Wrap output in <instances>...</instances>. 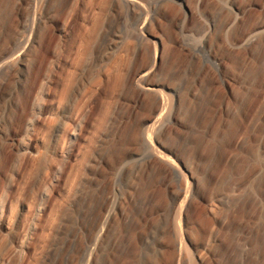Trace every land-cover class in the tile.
I'll list each match as a JSON object with an SVG mask.
<instances>
[{
    "label": "rangeland",
    "instance_id": "1",
    "mask_svg": "<svg viewBox=\"0 0 264 264\" xmlns=\"http://www.w3.org/2000/svg\"><path fill=\"white\" fill-rule=\"evenodd\" d=\"M181 247L264 264V0H0V264Z\"/></svg>",
    "mask_w": 264,
    "mask_h": 264
},
{
    "label": "bare ground",
    "instance_id": "2",
    "mask_svg": "<svg viewBox=\"0 0 264 264\" xmlns=\"http://www.w3.org/2000/svg\"><path fill=\"white\" fill-rule=\"evenodd\" d=\"M158 55H159V54L157 53L156 56H155L156 58H155V64H154V67L156 66V64H157V62H158V61H157V59H158ZM154 67H153V69H154ZM148 90H149V91H152V92H158V91H159V89H157L155 85L149 87ZM24 144H25V143H24ZM187 196H188V190H187V189H186V190L184 189V197L187 198ZM114 216H115V212L110 213L108 218H109V219H112V218H114ZM181 244H182V243H181ZM181 249H182V251L180 250V255H179V259H178V260H179V261H178V264H181V263H182L183 258H184L185 255L187 254V253L185 254V252H184V250H183L182 247H181ZM188 254H189V253H188ZM188 254H187V255H188Z\"/></svg>",
    "mask_w": 264,
    "mask_h": 264
}]
</instances>
